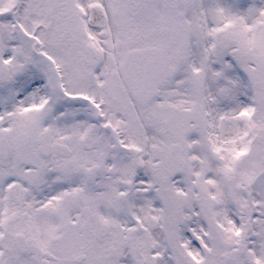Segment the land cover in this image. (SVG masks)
I'll list each match as a JSON object with an SVG mask.
<instances>
[{"label": "snow or ice", "instance_id": "obj_1", "mask_svg": "<svg viewBox=\"0 0 264 264\" xmlns=\"http://www.w3.org/2000/svg\"><path fill=\"white\" fill-rule=\"evenodd\" d=\"M0 264H264V0H0Z\"/></svg>", "mask_w": 264, "mask_h": 264}]
</instances>
